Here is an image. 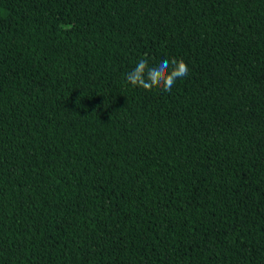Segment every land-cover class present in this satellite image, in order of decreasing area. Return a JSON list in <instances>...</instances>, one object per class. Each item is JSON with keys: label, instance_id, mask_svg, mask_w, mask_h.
Instances as JSON below:
<instances>
[{"label": "trees", "instance_id": "16d2710c", "mask_svg": "<svg viewBox=\"0 0 264 264\" xmlns=\"http://www.w3.org/2000/svg\"><path fill=\"white\" fill-rule=\"evenodd\" d=\"M0 264H264V0H0Z\"/></svg>", "mask_w": 264, "mask_h": 264}, {"label": "clouds", "instance_id": "9594fccd", "mask_svg": "<svg viewBox=\"0 0 264 264\" xmlns=\"http://www.w3.org/2000/svg\"><path fill=\"white\" fill-rule=\"evenodd\" d=\"M187 72L188 66L183 59L164 60L156 67H151L147 59H141L135 68L126 74V82L147 91L156 88L170 93L176 80L184 78ZM76 103L79 106L80 98ZM99 108L100 106L97 105L96 111Z\"/></svg>", "mask_w": 264, "mask_h": 264}]
</instances>
